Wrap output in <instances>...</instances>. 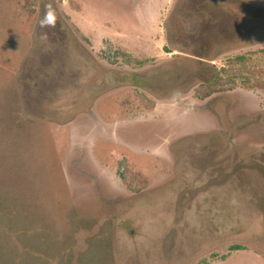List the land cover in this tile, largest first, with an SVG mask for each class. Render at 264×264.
<instances>
[{"label":"rangeland","instance_id":"374dc122","mask_svg":"<svg viewBox=\"0 0 264 264\" xmlns=\"http://www.w3.org/2000/svg\"><path fill=\"white\" fill-rule=\"evenodd\" d=\"M0 264H264V0H0Z\"/></svg>","mask_w":264,"mask_h":264},{"label":"trees","instance_id":"16d2710c","mask_svg":"<svg viewBox=\"0 0 264 264\" xmlns=\"http://www.w3.org/2000/svg\"><path fill=\"white\" fill-rule=\"evenodd\" d=\"M225 71L220 70L218 71L214 78H212L210 81L202 83L199 85L201 89H206L205 93L202 94V99L210 98L216 94L230 92L233 90V88L236 86L234 82H231V80L225 81L223 78V75Z\"/></svg>","mask_w":264,"mask_h":264}]
</instances>
